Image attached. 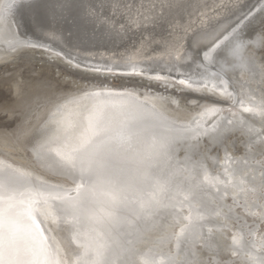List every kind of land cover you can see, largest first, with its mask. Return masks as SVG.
Segmentation results:
<instances>
[{"label":"snow or ice","instance_id":"obj_1","mask_svg":"<svg viewBox=\"0 0 264 264\" xmlns=\"http://www.w3.org/2000/svg\"><path fill=\"white\" fill-rule=\"evenodd\" d=\"M74 2L55 0V5L61 12L71 11ZM107 3L108 15L103 14L104 0L99 7L90 5L81 7L80 11L84 19L94 24L99 22L101 28L116 36L136 27H146L138 21L155 23L166 11L179 10L176 0H159V3L157 0H107ZM189 6L192 11L187 13L188 23L179 29L182 34L167 43L164 50L174 61L187 58L198 62V78L189 75L187 79H180L179 84L192 92L206 93L201 98L209 102H194L198 111L186 121H178L159 111L147 97L141 99L135 91L85 90L77 86L81 94L66 100L52 113V134L33 142L31 152L41 174L9 162L5 154L0 153V264H126L123 257L131 251L133 241L129 237L136 222L152 220L170 209L180 211L185 206L189 215L183 219L188 223L176 234L177 251L167 260L162 258L158 264H220L211 259L200 260L196 252L198 244L209 251L214 248L206 242L208 238L201 228L209 218L196 191H203L202 185L197 183L188 192H183L174 184L176 173L187 170L179 161L175 172L164 179L161 176L172 165L173 155L180 145L199 141L201 137L209 138L210 143H221L230 134L234 121L224 114L231 108L221 105L239 103L244 112L259 115L264 121V101L246 106L245 100L240 98L243 85L241 93L230 91L229 81L223 78L229 70L225 66L234 60L232 69L239 68L253 76L258 73L259 83L264 84V64H256L245 55L249 45L264 47V29L253 39L244 38L242 26L249 21L252 15L249 13L224 35L219 28L224 31L227 28L221 24L219 12L207 15L193 7L192 0H189ZM4 12L10 15L11 6H5ZM117 14L120 19H116ZM194 14L199 23L192 20ZM6 18L7 15L0 16V23ZM51 37L57 38L54 34ZM189 38L205 42L192 48ZM23 46H27V41L17 42V47ZM190 48L192 55H189ZM138 52L139 49H133L132 55ZM218 57H222V63ZM218 64L217 71H209ZM138 65L142 62L136 59L123 61V66L130 68L132 73L143 74L146 69ZM114 67H120V62L105 64L103 68L93 67L91 71L110 74ZM147 70L156 71V68ZM180 75L184 76V73ZM152 78L163 81L166 86L170 83L168 78L159 75ZM249 99L254 100V97ZM259 131L251 127L246 129L248 134L256 135L257 142L264 143ZM0 136L5 138V145L9 137H14L12 142L16 144L22 138L30 137L31 130L21 127L18 133L4 132ZM189 159L186 155L185 161ZM241 162L247 169L243 178L234 170L225 169L227 182L219 177L212 180L207 173L204 181L215 187L221 202L228 197V188H231L234 203L243 193L247 206L256 204L264 209V203H257L264 201V153L260 159L249 153ZM249 177L251 186H248ZM69 179L74 185L71 188L59 183ZM217 184L224 185L222 194ZM178 196L182 199L178 200ZM257 214L264 219V212L254 213ZM65 227L71 229L72 240L78 249L70 257L61 255V240L57 239ZM185 233L188 238L181 255L180 240ZM211 234L212 229L208 228V237ZM233 242L238 243L236 237ZM259 247L264 251V237ZM144 264L153 262L146 260ZM248 264H264V257L250 256Z\"/></svg>","mask_w":264,"mask_h":264},{"label":"bare ground","instance_id":"obj_2","mask_svg":"<svg viewBox=\"0 0 264 264\" xmlns=\"http://www.w3.org/2000/svg\"><path fill=\"white\" fill-rule=\"evenodd\" d=\"M257 1L259 0H192V6L207 15L219 12L220 22L227 28V31H224V28L218 26L219 31H223L224 35H227L232 28L236 27L240 19L249 13L252 7L260 5L264 0L260 3ZM157 2L159 3V0ZM100 3L101 0H75L71 11L64 10L61 12L59 8H56L55 0H42L38 5L39 7L33 10L32 16L30 15L31 17H42L44 23L39 25L30 16L20 17L21 14L18 13V10L22 6H20L18 0H0V16L7 15V18L0 23V63L10 60L9 57L12 55L18 56L24 52L33 61L42 62L38 67V69L41 67L42 69L38 73L53 70L52 72L57 74L61 81L68 83L69 87L66 93L61 92L59 94L55 92V89H57L54 88L55 81L52 82L53 80L47 79L46 76L36 78L33 81H25L27 92L24 93V96L16 99L14 107L22 109L20 114L22 125H20V128L30 129L31 136L22 138L16 144L12 142L14 137H9L7 145H5V138L0 136V153L5 154V158L9 162H15L17 166L27 167L29 170L35 171L36 174H41L39 169L36 168L31 152L33 142L52 134L53 128L50 123L53 118L52 113L56 111L58 106L65 104L66 100L81 94L77 91V86H82L85 90L103 88L115 91L125 89L135 91L140 94L141 99L147 97L151 103L156 105L159 111L164 112L173 120L186 121L191 114L198 111L195 106H187L181 100L183 97L181 88H186L184 85L179 84L180 79L178 78L159 73L144 72L139 74L132 73L131 70L114 69L110 74L103 72L97 74L91 71L93 67L79 64L60 52L63 49L79 55L106 54L115 61L126 60L127 57L136 60L140 57H153L156 58L154 62L164 63L166 59L170 58L164 50L165 45L170 43L177 35L182 34L179 32L180 27L188 23L187 13L192 11L189 0H176L179 10L166 11L164 16L158 18L155 23L138 21V24L146 25V27H136L134 30L120 36L101 28L99 22L94 24L83 18L80 11L81 7L86 8L90 5L99 7ZM5 6H11L10 15L4 12ZM54 8L56 9L55 14L53 12ZM104 8L110 9L107 0H104L103 10ZM181 17L183 18L181 19ZM253 18H258L256 22V33H258L261 29H264V7ZM116 19H120L119 14H117ZM192 20L199 23V19L195 14ZM27 32H30L34 37H42L45 40L52 41L57 48L47 47L44 44L35 42H27V46L17 47V42L24 41L22 35ZM51 34H54L57 38L52 39ZM244 38L249 39L245 35ZM204 42L203 40L189 38L192 48L200 47ZM133 49H139L138 54L135 56L132 55ZM57 53L61 55H57ZM192 54L194 53L190 48L189 55ZM245 55L251 57L256 64H264V47L249 45L245 49ZM157 58L160 60H157ZM217 59L221 63L223 62L222 57ZM197 63L187 58L179 62L176 61V65L181 71L193 77L199 74ZM231 64H235V61L230 60V63L225 66L229 70L223 75V78L229 81L230 88L237 93H241V86L243 85L244 92L240 98L245 100V105L255 106L264 101V84L259 83L260 75L257 73L253 76L251 72L239 68L238 70L232 69ZM75 65H79V67ZM69 73L75 74V77H71ZM76 75L84 79H77ZM157 75L168 78L170 83L166 86L163 81L152 78ZM84 80H87V82ZM14 86L17 90L20 89L17 84H14ZM54 92L58 95L50 98L55 94ZM195 93L207 95L206 93ZM250 97H254V100H250ZM208 102V100L202 99L198 103L205 104ZM237 104L239 105V103ZM221 106L223 107V105ZM239 108L235 116L231 111L224 114L227 119L233 120L234 123L230 126L232 131L225 137L223 142L210 143L207 137H201L199 141H191L194 145L196 144L198 153L203 157L202 173L196 176L192 174L193 179L181 176L178 178L179 181L174 182L179 186L185 181L190 182L189 185L191 186L200 183L203 191H206L205 187L211 189L205 192L207 195V197L204 195L206 201L202 198L203 204L207 205L209 218L203 222L201 228L203 235L208 238L206 242L213 245L214 248L209 251L198 244L196 252L200 260L211 259L214 262H220V264H248L250 256L264 257V251L259 247L260 240L264 237V219L259 214L254 215V213L264 212V209L256 204L247 206L243 193L236 197L234 203L231 188H228V197L221 202L216 196L215 187L204 181L205 173H207L212 180L219 177L220 180L227 182L228 176L225 174V169H228L229 172L234 170L238 176L243 178V172L247 169L241 161L248 158L249 153L255 154L256 159H260L261 154L264 153V143L257 142L256 135H250L246 132V129L251 127L254 130H260L258 135L264 137V121L259 115L244 112L240 105ZM241 121L243 125H241ZM19 129L16 130L17 133ZM4 132L8 131L0 130V133ZM250 144L251 148L249 149ZM228 157H231V159H228ZM188 173L186 170L183 176H187ZM248 180V186H251L250 177ZM59 183H62L65 188L74 186L70 179L67 181L61 180ZM216 187L220 188L221 194L225 190L224 185L217 184ZM177 199H182V196H178ZM248 199L251 203L250 193ZM195 202L197 201L193 203ZM257 203H264V201H257ZM229 208L232 209L231 212ZM216 213H219V215H216ZM188 215V207L185 206L180 211L170 209L152 220L141 221V223L136 222V227L132 229V236L129 237L133 241L130 246L131 251L123 257L126 264H144L146 260L158 264L162 258L167 260L168 257L174 255L177 251L175 247L177 243L176 234L188 223L183 219ZM245 219H248V221L246 222ZM208 228L212 229L211 237H208ZM72 235L71 229L65 227L64 231L57 236V239L61 240L62 256L70 257L71 253L78 250L77 245L72 240ZM233 237H236L238 243L233 242ZM187 238V233L181 237V255L185 250ZM215 250H220L225 255L220 254L216 257ZM233 252L236 253L235 256L232 255ZM208 254L214 256L207 257ZM226 257L228 260H226ZM218 258H224V260L220 261ZM234 260L238 262L233 263Z\"/></svg>","mask_w":264,"mask_h":264},{"label":"water","instance_id":"obj_3","mask_svg":"<svg viewBox=\"0 0 264 264\" xmlns=\"http://www.w3.org/2000/svg\"><path fill=\"white\" fill-rule=\"evenodd\" d=\"M261 1L262 0H259L257 2L260 3ZM40 2H42V0H39V1L38 0L37 1H34V0H18V3H20V6H22V7L19 6L20 8L18 7L19 8L18 13L21 14L20 17L25 18L26 16H30L32 14L33 10H35L39 7L38 5ZM263 7H264V1H262L260 3V5H258L256 7H252L249 10V13H252V15L249 17V21L245 22L246 26H242L243 34L245 36L249 37V39H253L255 37L256 32H257L256 22H257L258 18H253V16L255 14H257L259 12V10H261V8H263ZM16 12H17V10H16ZM103 12H104V14L108 15L110 12V9L104 8ZM31 19H33V21L39 25H42L44 23L42 17H39V16H37V17L33 16V17H31ZM22 38L24 39V41H27V42H35L37 44H44L47 47L57 48L52 43V41L45 40L42 37H34V36H32V34L30 32L24 33L22 35ZM61 50L62 51H60V52H62V54H65L70 59L78 62L79 64L85 65V66L103 68V66L105 64H113L116 62H120V67H114L113 68L114 70H131L130 68L123 66L124 60H120V61L116 60L115 61V59H113L112 57H110L106 54L105 55H97V54H95V55H93V54L79 55V54L73 53L71 51H65L63 49H61ZM148 58L149 57H143V58L140 57L139 59L137 58L138 61L142 62V65H138V67L143 66L146 69V71H144V72L151 73V74L152 73L166 74L169 76H173L174 78H178V79H187L188 78V75H186V73H184L183 71H181L178 68V66L176 65V61L168 58V59H166V61L164 63H156V62H154V60H156V58H153V57H152L153 59H148ZM127 59H129V57H127L126 60ZM157 60H160V59L157 58ZM151 67H155L156 71L147 70ZM218 69H219V64L215 68H209V71L210 72L211 71H217ZM236 69L238 70V68H235V70ZM180 73H184V76H181ZM198 76H199V74L194 76V77L193 76H191V77L193 79H197ZM229 90L233 91L230 88V86H229ZM170 119H172V118H170ZM186 155L188 157H190V159L187 161H185ZM177 161H179L181 164H183L189 173L187 176L186 175L183 176L185 171H180V172L176 173V175L173 177V182L179 181L178 178L181 176L184 178L190 177V179H193L194 177L192 176V174H195L194 176H196L197 174H201L203 171L202 170L203 169V163H204L203 157L200 153H198L197 148H196V144L194 145L193 142L189 141L188 143L182 144L178 147V150L173 155L172 165L162 174L161 179L167 178L169 176V173L176 171V168H177L176 162ZM189 184H190V182H187V181L182 182L179 186L181 191L188 192L191 188V185H189ZM205 188H206V191L196 190L197 195L199 197V202L201 201L202 203H203V199L205 200V196L207 197L205 192H207V190H211L208 187H205ZM192 190H195V189H192ZM214 191H216V190H214ZM205 204H206V202H205ZM138 223H141V221H139Z\"/></svg>","mask_w":264,"mask_h":264},{"label":"rangeland","instance_id":"obj_4","mask_svg":"<svg viewBox=\"0 0 264 264\" xmlns=\"http://www.w3.org/2000/svg\"><path fill=\"white\" fill-rule=\"evenodd\" d=\"M23 52V51H22ZM10 60L0 63V130H6L10 133L16 131L20 128L21 123V117L20 114L22 112V109L20 107H14L15 101L17 98L24 96L27 92L25 85V81H33L36 78L47 77V79H51L54 83V88L56 93L61 94L66 93L68 87V83L61 81L60 78H58L57 74H54L52 71L49 72H40V69L38 67L41 65V61L35 62L32 59L28 58V55L24 52L21 53L18 56L12 55L9 57ZM71 77H75V74L69 73ZM52 76V78H51ZM77 79H81V76H77ZM84 79V78H82ZM50 81V80H47ZM87 82V80H84ZM14 84H17L20 86V89H16ZM51 91V90H50ZM53 91V90H52ZM54 92V93H55ZM181 92L183 97L181 100L187 105V106H195L194 102H199L202 100L201 94H196L195 92L189 91L187 89L181 88ZM53 94L52 97H55L58 94ZM45 96V95H43ZM223 107L225 108H231V112L237 114L239 108V105L236 104L235 106H232L231 103H225L223 104ZM233 110V111H232ZM238 214V213H237ZM247 222L248 219H245ZM260 229V228H259ZM216 251V250H215ZM218 253V255H217ZM220 254L225 255L222 251L218 250L215 252L216 257H218ZM214 256L212 254H208L207 257ZM227 258V257H226ZM220 261L224 260V258H218ZM228 260V258L226 259ZM237 260H234L233 263H237Z\"/></svg>","mask_w":264,"mask_h":264}]
</instances>
